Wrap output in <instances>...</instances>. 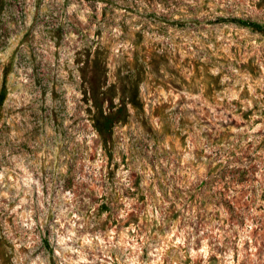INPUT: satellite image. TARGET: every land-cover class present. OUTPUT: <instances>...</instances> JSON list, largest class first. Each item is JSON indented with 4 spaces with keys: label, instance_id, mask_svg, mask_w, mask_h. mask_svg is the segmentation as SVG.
I'll return each mask as SVG.
<instances>
[{
    "label": "rangeland",
    "instance_id": "rangeland-1",
    "mask_svg": "<svg viewBox=\"0 0 264 264\" xmlns=\"http://www.w3.org/2000/svg\"><path fill=\"white\" fill-rule=\"evenodd\" d=\"M233 18L264 0H0V264H264V31ZM94 78L138 80L109 151Z\"/></svg>",
    "mask_w": 264,
    "mask_h": 264
},
{
    "label": "trees",
    "instance_id": "trees-1",
    "mask_svg": "<svg viewBox=\"0 0 264 264\" xmlns=\"http://www.w3.org/2000/svg\"><path fill=\"white\" fill-rule=\"evenodd\" d=\"M240 25L250 26L259 31H264V25L259 22H252L243 18H233ZM95 64L99 63L95 59ZM6 77L4 75L3 85L0 92V103L6 97ZM131 83V84H130ZM130 87L123 86L120 92H116L115 86L112 85L107 89L102 88V82L95 80L91 81L89 90L85 94L90 93V113L94 128L96 129L102 145L109 151L112 148L114 128L119 123H124L130 116V107L139 109L142 107V102L139 98L138 80L131 81ZM119 93V103L114 102V97ZM108 103L107 105L105 103Z\"/></svg>",
    "mask_w": 264,
    "mask_h": 264
}]
</instances>
